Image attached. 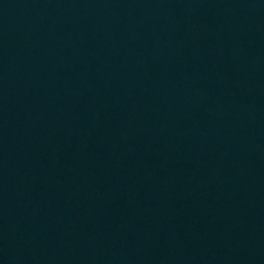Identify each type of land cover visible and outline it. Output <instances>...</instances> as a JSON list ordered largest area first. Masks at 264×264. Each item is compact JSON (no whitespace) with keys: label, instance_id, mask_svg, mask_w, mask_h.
Segmentation results:
<instances>
[{"label":"water","instance_id":"water-1","mask_svg":"<svg viewBox=\"0 0 264 264\" xmlns=\"http://www.w3.org/2000/svg\"><path fill=\"white\" fill-rule=\"evenodd\" d=\"M0 264H264V0H0Z\"/></svg>","mask_w":264,"mask_h":264}]
</instances>
